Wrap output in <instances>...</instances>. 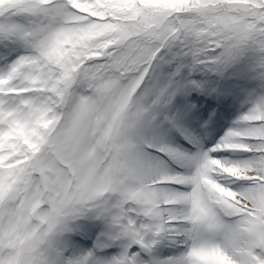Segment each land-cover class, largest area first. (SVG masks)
<instances>
[{"label":"snow or ice","instance_id":"obj_1","mask_svg":"<svg viewBox=\"0 0 264 264\" xmlns=\"http://www.w3.org/2000/svg\"><path fill=\"white\" fill-rule=\"evenodd\" d=\"M0 264H264V0H0Z\"/></svg>","mask_w":264,"mask_h":264}]
</instances>
